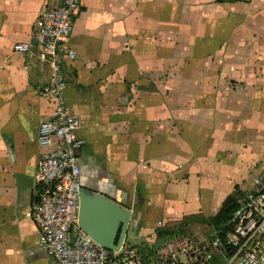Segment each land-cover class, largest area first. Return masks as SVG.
<instances>
[{
  "label": "crops",
  "instance_id": "obj_1",
  "mask_svg": "<svg viewBox=\"0 0 264 264\" xmlns=\"http://www.w3.org/2000/svg\"><path fill=\"white\" fill-rule=\"evenodd\" d=\"M46 5L0 0V264H54L29 216L53 109L32 37ZM66 46L81 187L132 212L123 248L221 231L264 167V0H79Z\"/></svg>",
  "mask_w": 264,
  "mask_h": 264
},
{
  "label": "built area",
  "instance_id": "obj_2",
  "mask_svg": "<svg viewBox=\"0 0 264 264\" xmlns=\"http://www.w3.org/2000/svg\"><path fill=\"white\" fill-rule=\"evenodd\" d=\"M78 8L79 0H47L32 36L37 60L49 69L40 94L53 104L51 119L38 127L37 193L29 210L40 232L39 246L54 264H264V167L221 231L207 239L175 235L144 254L145 262L136 249L108 251L80 229V119L63 99L67 83L62 72L65 61L76 59L66 44ZM13 51L32 56L27 43L15 44Z\"/></svg>",
  "mask_w": 264,
  "mask_h": 264
},
{
  "label": "water",
  "instance_id": "obj_3",
  "mask_svg": "<svg viewBox=\"0 0 264 264\" xmlns=\"http://www.w3.org/2000/svg\"><path fill=\"white\" fill-rule=\"evenodd\" d=\"M132 212L103 194L79 191L78 225L92 240L111 252L124 244Z\"/></svg>",
  "mask_w": 264,
  "mask_h": 264
},
{
  "label": "trees",
  "instance_id": "obj_4",
  "mask_svg": "<svg viewBox=\"0 0 264 264\" xmlns=\"http://www.w3.org/2000/svg\"><path fill=\"white\" fill-rule=\"evenodd\" d=\"M233 202H234V201H233ZM229 203H230V202H228L226 206H228ZM236 207H237V206H236V204L234 203V204L232 205L231 208L229 207L228 212L223 211L224 213L221 214L222 216H219L218 218L222 217L220 220H225V219L229 216V214H230V213H231Z\"/></svg>",
  "mask_w": 264,
  "mask_h": 264
},
{
  "label": "rangeland",
  "instance_id": "obj_5",
  "mask_svg": "<svg viewBox=\"0 0 264 264\" xmlns=\"http://www.w3.org/2000/svg\"><path fill=\"white\" fill-rule=\"evenodd\" d=\"M184 232H185V233H183V234L193 237V235H192L191 233H189V232H187V231H184ZM139 256H140V258L143 260V262H145V261H144V260H145L144 253L140 251V252H139Z\"/></svg>",
  "mask_w": 264,
  "mask_h": 264
}]
</instances>
